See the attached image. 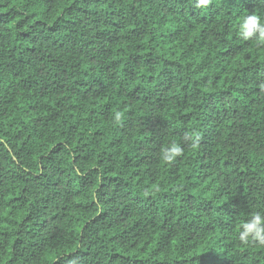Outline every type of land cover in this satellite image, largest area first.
<instances>
[{"label": "trees", "instance_id": "obj_1", "mask_svg": "<svg viewBox=\"0 0 264 264\" xmlns=\"http://www.w3.org/2000/svg\"><path fill=\"white\" fill-rule=\"evenodd\" d=\"M253 14L0 0V264H264L238 239L264 211V45L238 36Z\"/></svg>", "mask_w": 264, "mask_h": 264}, {"label": "clouds", "instance_id": "obj_2", "mask_svg": "<svg viewBox=\"0 0 264 264\" xmlns=\"http://www.w3.org/2000/svg\"><path fill=\"white\" fill-rule=\"evenodd\" d=\"M213 0H195V7L206 9L211 5ZM264 3V0H261ZM238 36L243 41H253L257 46L264 45V18L258 14H253L243 18L239 25ZM116 121H120L121 114L115 115ZM189 139L186 135L185 140ZM193 147L198 145L200 136L193 134ZM161 160L165 163L173 162L177 157L183 154V148L180 143L173 141L170 146L161 149ZM238 239L243 244L258 243L264 246V211H256L252 213L250 219L241 225V230L238 233Z\"/></svg>", "mask_w": 264, "mask_h": 264}]
</instances>
